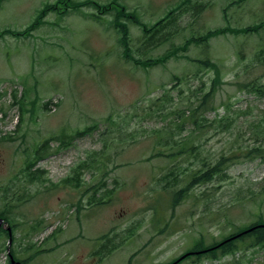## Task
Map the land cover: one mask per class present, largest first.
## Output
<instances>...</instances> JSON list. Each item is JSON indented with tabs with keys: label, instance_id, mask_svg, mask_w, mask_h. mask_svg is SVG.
Listing matches in <instances>:
<instances>
[{
	"label": "rangeland",
	"instance_id": "rangeland-1",
	"mask_svg": "<svg viewBox=\"0 0 264 264\" xmlns=\"http://www.w3.org/2000/svg\"><path fill=\"white\" fill-rule=\"evenodd\" d=\"M58 1L0 0V32L26 30L43 8ZM72 1L114 2V13L123 5L148 27L187 2ZM192 1L204 3L203 12L181 14L176 37L162 44L153 45L138 25L125 21L136 58L158 59L179 48L180 57L148 68L125 57L115 15L100 14L99 8L59 15L66 10L61 5L31 34L0 37V213L7 193L11 249L18 259L26 264H170L197 244L221 242L264 220V95L256 92L264 88V0ZM261 25L258 32L228 33L209 42L207 54L219 64L221 82L202 103L216 74L192 63L206 54L194 44L182 51L184 43L209 30ZM21 100L22 107L16 103ZM201 103L199 126L179 119L183 112L189 118ZM89 127H94L91 134L70 139ZM160 134L172 145L196 146L199 160L184 156L176 163L156 156L170 153ZM47 141L49 153L33 168L44 172L43 181L31 182L27 163ZM222 156L230 158L226 181L195 185L171 208V194L162 189L164 176L178 166L199 169L200 158L213 164ZM81 166L87 167L79 171L81 186L76 187L73 178ZM103 181L105 188L95 194ZM95 200L101 204H92ZM4 225L10 226L5 220ZM8 241L0 236V264H8ZM194 261L179 264H264V247L243 243L233 256Z\"/></svg>",
	"mask_w": 264,
	"mask_h": 264
},
{
	"label": "trees",
	"instance_id": "trees-1",
	"mask_svg": "<svg viewBox=\"0 0 264 264\" xmlns=\"http://www.w3.org/2000/svg\"><path fill=\"white\" fill-rule=\"evenodd\" d=\"M187 2H183L182 5L170 10L165 18H163L161 21L155 23L152 25V27H148L144 23H142L141 19L136 15L135 12H130L125 6H120V10L116 11L115 13L113 12L114 10V2L108 3L107 5H102L100 6L98 3L93 2V1H85V2H80V3H75L72 0H59L56 4L53 5H47L45 8H43L35 21L32 23L30 27H28L26 30L21 31V32H15L11 30H5L3 32H0V37H3L6 34L14 35V36H26L28 34H31L33 31L37 30L40 28L44 22H45V17L51 13L52 11H57L59 6H65L66 10L64 12H59V15H65L68 10L70 9H78L81 7H94L95 9L99 8L102 11H100V14L103 15H108V14H114V26L116 28H119L122 33V38L120 40L122 48H124V55L127 59H130V61H133V63L140 67L142 66L143 68H148V67H153L157 65H161L166 63L168 60L171 58L175 57H180L176 52H178L179 48H174L171 51H168L164 56L158 59H138L134 56L131 55V51L133 50L131 47V40L129 39V29L127 25L125 24V21H131L132 23L138 25L142 30L146 38H151L152 44H162L163 42H167L169 39H172L173 37H176V32L179 31V18L181 17V14H184L188 10H192L193 13L195 14L198 12L200 15L201 11L203 8L206 7V5L202 2L193 4L192 0H186ZM229 6V5H228ZM228 6L226 10L228 9ZM203 12V11H202ZM264 25V22H263ZM253 26V27H247V28H218L216 30H209L205 34H195L193 35L192 38L188 39L184 45L182 46V51H187L188 47L191 44H194L202 49V51L206 54L203 55L205 57L201 59H192V63H197L196 65L198 68L201 69H209L215 72L216 77L213 80V84L210 88V91L204 96L202 103H205L208 101L210 97H212L215 93L216 86L220 84L221 82V69L218 63L213 62L211 59L208 57V47H209V42L217 37L220 36H225L228 33L230 34H235V35H246L250 34L251 32H258L260 28L263 26ZM174 27L175 29H169ZM178 34V33H177ZM150 44V43H149ZM201 51V52H202ZM208 53V54H207ZM199 71V70H198ZM175 79L178 80L176 77ZM260 87H262L260 89ZM256 92H260V94L264 95V88L263 86L256 87ZM166 101L172 102V98H167ZM17 104L23 106L24 102L21 101H16ZM200 104L198 107L195 109H191L189 111L190 117L185 118V113L183 112L181 115H179V119H189L193 122V124L199 126L198 122V111L205 109L204 104ZM185 121V120H184ZM182 129V126H179ZM94 131V127H89L86 128L83 131H79L75 133L73 136H71V140L74 138H82L84 136H87L88 134H91ZM159 139L162 140L163 147L168 146V151L170 152L169 154H165L164 150L159 151L156 156H164L168 159H171V161L174 162H180L181 159H183L184 156L189 159L190 157L195 158L196 160H199L198 156V151L197 147L193 145H189L188 142H185L184 144L180 143H174V145L170 144V140H165V138L161 137V134L159 135ZM49 141H47L44 144H41L37 146L36 150L34 151V156L33 158L28 161L27 167L25 169V175L31 182H42L43 181V171L41 170H33L35 167L36 163L40 161L41 159L44 158L46 154L49 153V147H48ZM62 143V146L66 145L69 146L71 142H68L67 144ZM162 145V144H161ZM160 145V146H161ZM154 157V156H153ZM201 159V168L199 169H192L188 172L186 170L187 168H183V166H178V168H174L170 170L164 178L161 180L162 184V189L165 192H168L171 194V208H175L177 205H179L180 202L183 201L185 197H188L190 189L195 186V185H209L213 183L214 180H216L218 183H222L226 181L227 176L226 174L224 175V170L228 168V160L230 158H226L224 156L218 158L215 163H208L205 161V159ZM85 163L81 164L84 165ZM182 165V164H180ZM92 166V165H91ZM87 166H81L79 170H77L74 174V185L78 187V185L81 186V180L79 179V171ZM103 169V168H102ZM101 169V170H102ZM70 181V180H68ZM185 183L184 188H179V184ZM105 188V182L103 181L101 186L98 187V189L95 190V194L99 193L101 189ZM103 191V190H101ZM8 192V191H7ZM111 192V190H106L104 193ZM7 194V193H6ZM2 197V200L5 203L4 210L0 213V218H3L5 220V224L10 225L9 227L12 229V239L14 241V226L12 224L13 219L10 217V214L12 213V208L10 205H7L5 200L9 199L7 195ZM97 201V200H95ZM101 201V199H100ZM101 204V202H93L92 204ZM249 228H254L251 232H248L247 234H243L238 238L231 239L233 236H237L238 234H241L242 232L248 230ZM5 235L8 237V240L10 239L9 233L5 229L0 230V236ZM103 239H108V236H105ZM13 241L12 244L9 245L10 247V254L13 256L14 260L16 262H19L21 264H26L25 261L20 260L17 258L15 252L11 249L13 246ZM110 241V240H109ZM9 242V241H8ZM225 242V243H222ZM246 243L247 248H257V247H264V220L260 218L257 222L254 224L250 225L249 227L229 235L223 241L221 242H216L212 245L209 246H203V244H197L193 249L192 252H201L204 250H208L205 253H200L197 255H192L190 257H187L185 260L192 259L194 257L195 261L193 263H198L201 261L203 258L211 259V260H220L221 258H224L226 256L230 255H235L237 252L242 250V244ZM249 243V244H248ZM222 244V245H220ZM220 245L218 248H215L216 246ZM8 247V248H9ZM118 246H114L113 248H117ZM112 249V250H114ZM111 250V251H112ZM111 251L107 252L110 253ZM107 253L104 255L106 256ZM10 254L8 253V264H12L11 259H10ZM175 261V260H174ZM173 261V262H174ZM171 262V263H173ZM170 263V264H171ZM182 263V262H181ZM235 264V263H233Z\"/></svg>",
	"mask_w": 264,
	"mask_h": 264
},
{
	"label": "water",
	"instance_id": "water-1",
	"mask_svg": "<svg viewBox=\"0 0 264 264\" xmlns=\"http://www.w3.org/2000/svg\"><path fill=\"white\" fill-rule=\"evenodd\" d=\"M3 223H4V220L0 219V229L4 228L5 230L8 231L9 236H10L9 245H11L12 241H13V239H12V229L10 227L6 228L5 225L3 226ZM253 229L254 228H249L248 230L242 232L241 234H238L237 236H233L231 239H235V238L240 237L243 234H247L248 232H251ZM222 243H225V242H222ZM220 245H222V244H220ZM220 245L216 246L215 248H218ZM207 251L208 250H204V251H201V252H189V253H186L185 255L181 256L178 260H176L172 264H179L181 261L185 260L187 257H190V256H192L194 254L197 255V254H200V253H205ZM8 253L10 254V247L8 248ZM10 259H11L12 264H21L19 262H16L11 254H10Z\"/></svg>",
	"mask_w": 264,
	"mask_h": 264
},
{
	"label": "flooded vegetation",
	"instance_id": "flooded-vegetation-1",
	"mask_svg": "<svg viewBox=\"0 0 264 264\" xmlns=\"http://www.w3.org/2000/svg\"><path fill=\"white\" fill-rule=\"evenodd\" d=\"M1 229H2V228H1ZM1 229H0V230H1Z\"/></svg>",
	"mask_w": 264,
	"mask_h": 264
}]
</instances>
